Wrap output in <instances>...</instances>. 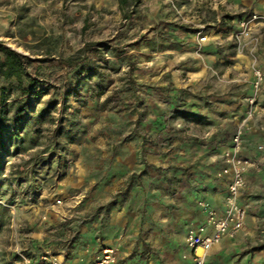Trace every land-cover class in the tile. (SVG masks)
Returning a JSON list of instances; mask_svg holds the SVG:
<instances>
[{
    "label": "rangeland",
    "instance_id": "1",
    "mask_svg": "<svg viewBox=\"0 0 264 264\" xmlns=\"http://www.w3.org/2000/svg\"><path fill=\"white\" fill-rule=\"evenodd\" d=\"M261 5L138 0L122 11L116 0H0V43L30 61L42 90L0 164V264L44 252L92 264L106 248L118 264H187L183 205L200 180L202 126L212 125L203 109L222 120L247 94L227 33ZM218 26L225 34L211 36ZM200 69L206 80L188 84ZM5 99L10 119L24 98ZM260 216L251 239L224 241L207 263L264 264Z\"/></svg>",
    "mask_w": 264,
    "mask_h": 264
},
{
    "label": "built area",
    "instance_id": "2",
    "mask_svg": "<svg viewBox=\"0 0 264 264\" xmlns=\"http://www.w3.org/2000/svg\"><path fill=\"white\" fill-rule=\"evenodd\" d=\"M216 33L225 34L219 31V26L211 36ZM227 35L243 65V73L240 76L247 94L243 98L244 111L241 122L230 138L229 148L223 154V167L215 175L217 182H225L223 209L218 212L203 198L195 203L203 216V225L196 230H190L185 239L191 264H208V252L225 239H247L248 214L240 203V198L246 176L251 171L260 170L255 160L242 156V149L245 134L264 107V48L261 45L264 42V5L255 7L246 15L237 18ZM211 36L205 34L199 38V46L210 45ZM256 150L262 153L264 148L259 146ZM198 250L202 251L201 256L197 254ZM20 258L24 264H64L63 256H51L47 252L29 259L23 256ZM119 259V251L116 248H106L93 257L92 264H118Z\"/></svg>",
    "mask_w": 264,
    "mask_h": 264
},
{
    "label": "crops",
    "instance_id": "3",
    "mask_svg": "<svg viewBox=\"0 0 264 264\" xmlns=\"http://www.w3.org/2000/svg\"><path fill=\"white\" fill-rule=\"evenodd\" d=\"M204 47L205 48H202L201 51H211L208 47ZM205 74H207V71L205 70L203 74V70L201 71V69L194 73L189 72L187 77L190 78H188L187 83L193 84L199 83L201 80L205 81ZM208 100H211V98H206V100L202 99L203 102H207ZM237 101L238 103L230 107L229 112L225 113V118L222 120L219 115V113H222L221 111L210 112L204 108L203 112L206 114L201 112L203 117L212 119V125L210 126L204 123L202 126L203 135L201 136V140H199L200 149L197 160L200 180L197 181V183L191 184V190L188 189L187 191V202L183 205V207L186 208V226L188 227L186 229V236L190 230H196L203 225V216L195 206L198 199L203 198L207 200L218 212H221L223 209V200L226 194L225 182H217L215 175L219 173L223 167V154L230 146V138L238 126V120L241 118L244 111L243 99ZM229 119L231 125L233 123V129L229 132H224L225 128L222 125L227 124L226 120ZM261 126L264 127V107L257 114L250 130L245 134L243 141L242 156L255 160L260 168L259 172L251 171L246 176L245 186L240 198V203L246 208L248 214L249 233L246 240L251 239L254 231L260 229L259 223L256 222V213L259 212L261 221L264 223V151L260 153L256 150L259 146L264 148V128L262 132H259ZM245 197L251 201H245ZM224 241L231 240L225 239L214 246L206 255L207 262L212 255H216L220 249H222L220 245L224 243ZM188 257L189 259L186 260V263L191 264L190 253Z\"/></svg>",
    "mask_w": 264,
    "mask_h": 264
},
{
    "label": "trees",
    "instance_id": "4",
    "mask_svg": "<svg viewBox=\"0 0 264 264\" xmlns=\"http://www.w3.org/2000/svg\"><path fill=\"white\" fill-rule=\"evenodd\" d=\"M138 0H116L118 8L122 11H133ZM125 19L127 16H124ZM67 63V62H64ZM30 61L15 51L7 48L0 43V79L8 85L9 90L4 87L0 88V104L6 101V94L10 91H17L24 98L22 101L14 102L10 106L12 116L10 119L3 117V110H0V164L2 157L8 153L6 148L7 138L12 136V140L21 142L20 135L24 129V125L29 121L30 98H39L42 95L41 83L32 78L27 71ZM12 81L17 83V87L12 86ZM26 126V127H27Z\"/></svg>",
    "mask_w": 264,
    "mask_h": 264
},
{
    "label": "bare ground",
    "instance_id": "5",
    "mask_svg": "<svg viewBox=\"0 0 264 264\" xmlns=\"http://www.w3.org/2000/svg\"><path fill=\"white\" fill-rule=\"evenodd\" d=\"M197 254H198L199 256H201V255H202V251H201V250H198Z\"/></svg>",
    "mask_w": 264,
    "mask_h": 264
}]
</instances>
